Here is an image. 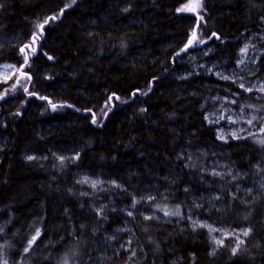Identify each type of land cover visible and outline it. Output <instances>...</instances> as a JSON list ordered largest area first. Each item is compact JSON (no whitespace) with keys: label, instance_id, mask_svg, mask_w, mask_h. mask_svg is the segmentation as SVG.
<instances>
[{"label":"trees","instance_id":"1","mask_svg":"<svg viewBox=\"0 0 264 264\" xmlns=\"http://www.w3.org/2000/svg\"><path fill=\"white\" fill-rule=\"evenodd\" d=\"M190 1L0 0V264H264V126L221 141L207 117L264 108L209 69L251 41L264 81V0Z\"/></svg>","mask_w":264,"mask_h":264},{"label":"rangeland","instance_id":"2","mask_svg":"<svg viewBox=\"0 0 264 264\" xmlns=\"http://www.w3.org/2000/svg\"><path fill=\"white\" fill-rule=\"evenodd\" d=\"M193 4L194 2L191 0L187 6H192ZM13 39V37L0 36V43L12 41ZM262 53L263 51L252 48L251 41H248L246 51H242L240 59L234 66L224 68L222 64L214 62L210 64L209 69L220 78L232 80L234 84L239 87L243 85L241 88L246 92H253V96L264 99V91L261 90L262 86H264V81L255 76L253 69L254 62ZM15 73L16 69L14 66L7 63L0 64V81L11 79ZM248 89H251V91H248ZM209 104L211 109L207 113V117L210 122L217 125V138L221 141H226L230 137L258 132L264 126V108L260 105L257 106L248 101H238L236 98L225 95H214L209 100ZM249 121H251V123H249ZM260 139L264 141V135L261 136ZM201 156L202 155L199 153H195L191 157L193 163L199 162L198 164L202 165V167L214 165L216 166L217 172L229 175L232 174V171L226 167V164L221 162L218 158H215L213 162L212 160L208 161ZM231 178L234 177L231 176ZM88 181L89 183L91 182L90 185H93V182H95V184L97 182V180ZM153 213L154 212H148L143 214L145 217H148L154 215ZM198 224L206 225L205 227L208 228L215 243L216 241H223L230 235L237 239L244 236V228H218L214 225L204 224L203 222H198ZM210 229H216V231H211Z\"/></svg>","mask_w":264,"mask_h":264},{"label":"snow or ice","instance_id":"3","mask_svg":"<svg viewBox=\"0 0 264 264\" xmlns=\"http://www.w3.org/2000/svg\"><path fill=\"white\" fill-rule=\"evenodd\" d=\"M73 2H75V0H73ZM66 7H67V6H66ZM197 7H200L199 0H195L194 4H193L192 6H185L184 8H181V9H179V10H180V11H185V10H187V11H191V12H196ZM62 12H63V9L61 10V13H62ZM55 18H56V17H51L50 19H55ZM44 23L46 24V23H48V21L46 20ZM43 27H44L43 24L39 25V28H40V29H42ZM213 36H215V33H213ZM33 39L35 40L36 37L34 36ZM195 40H196V33L193 32V34H192V39H190V40L188 41V44H186V45H185V48H184V49H181V51H185L189 46H191V45L193 44V42H194ZM198 42H199V43H204L205 41H203V40H199ZM21 51L23 52L24 50L21 49ZM32 51L35 52V49L33 48ZM242 51H246V48H245V49H242ZM27 62H28V60H27V56H25V64H27ZM241 87H243V85H241ZM261 90L264 91V86H262ZM25 91H27V89H25ZM248 91H251V89H248ZM30 95H31V93H30ZM0 98H2V97H0ZM110 99H111V98H110ZM52 107H53V109H55L57 106H56L55 104H53ZM95 122H96V121H95V119H94V120H93V123H95ZM249 123H251V121H249ZM221 138H223V137H221ZM262 142H264V141H262ZM29 159H32V157H29ZM61 159H63V158H61ZM93 187H95V182H93ZM129 215H131V213H129ZM165 215H179V211L177 210L176 212H170V211H168L167 209H165ZM145 219H150V217H145ZM194 226H195V225H194ZM203 226H206V225H203ZM210 230H211V231H216V229H210ZM248 234H249L248 230H245V231L243 232V235H244V236H247ZM39 236H40V231L37 230V231H36V234H35V235L31 238V240L28 242V247H26V248L24 249L25 252H27V251L29 250V248L32 247V244L36 241V239H37ZM216 243H217V244H223V241H222V240H220V241H216ZM238 247H239V244L237 245V248H238ZM232 251H233V253L235 254V252L237 251V249H236V248H233ZM2 264H7V261H3ZM64 264H69V261H68L67 259H65Z\"/></svg>","mask_w":264,"mask_h":264}]
</instances>
